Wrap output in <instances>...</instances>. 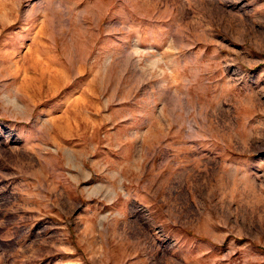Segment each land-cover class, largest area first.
Here are the masks:
<instances>
[{"label":"rangeland","instance_id":"374dc122","mask_svg":"<svg viewBox=\"0 0 264 264\" xmlns=\"http://www.w3.org/2000/svg\"><path fill=\"white\" fill-rule=\"evenodd\" d=\"M0 264H264V0H0Z\"/></svg>","mask_w":264,"mask_h":264}]
</instances>
